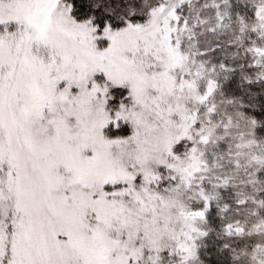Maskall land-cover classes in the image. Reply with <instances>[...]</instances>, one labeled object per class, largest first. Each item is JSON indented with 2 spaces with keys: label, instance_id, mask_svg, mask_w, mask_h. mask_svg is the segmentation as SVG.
<instances>
[{
  "label": "snow or ice",
  "instance_id": "snow-or-ice-1",
  "mask_svg": "<svg viewBox=\"0 0 264 264\" xmlns=\"http://www.w3.org/2000/svg\"><path fill=\"white\" fill-rule=\"evenodd\" d=\"M0 264H264V0H0Z\"/></svg>",
  "mask_w": 264,
  "mask_h": 264
}]
</instances>
